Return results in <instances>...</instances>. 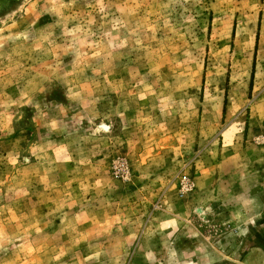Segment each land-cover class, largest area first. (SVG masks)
<instances>
[{
	"label": "rangeland",
	"instance_id": "1",
	"mask_svg": "<svg viewBox=\"0 0 264 264\" xmlns=\"http://www.w3.org/2000/svg\"><path fill=\"white\" fill-rule=\"evenodd\" d=\"M263 254L264 0H0V264Z\"/></svg>",
	"mask_w": 264,
	"mask_h": 264
},
{
	"label": "crops",
	"instance_id": "2",
	"mask_svg": "<svg viewBox=\"0 0 264 264\" xmlns=\"http://www.w3.org/2000/svg\"><path fill=\"white\" fill-rule=\"evenodd\" d=\"M263 259H264V254H263ZM263 261V260H262ZM263 263H264V261H263Z\"/></svg>",
	"mask_w": 264,
	"mask_h": 264
}]
</instances>
